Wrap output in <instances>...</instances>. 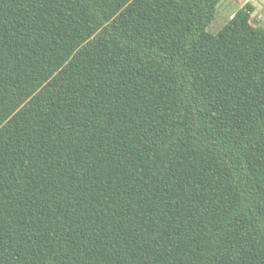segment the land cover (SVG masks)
Masks as SVG:
<instances>
[{
    "label": "trees",
    "instance_id": "obj_1",
    "mask_svg": "<svg viewBox=\"0 0 264 264\" xmlns=\"http://www.w3.org/2000/svg\"><path fill=\"white\" fill-rule=\"evenodd\" d=\"M221 0H0V264H264V30Z\"/></svg>",
    "mask_w": 264,
    "mask_h": 264
},
{
    "label": "rangeland",
    "instance_id": "obj_2",
    "mask_svg": "<svg viewBox=\"0 0 264 264\" xmlns=\"http://www.w3.org/2000/svg\"><path fill=\"white\" fill-rule=\"evenodd\" d=\"M246 2H250L254 6L251 12V23L264 30V0H221L216 6L215 17L207 25L206 30L216 33L236 9Z\"/></svg>",
    "mask_w": 264,
    "mask_h": 264
}]
</instances>
